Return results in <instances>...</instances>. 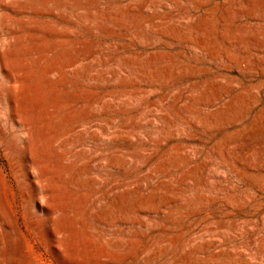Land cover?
Here are the masks:
<instances>
[{
    "label": "rangeland",
    "instance_id": "obj_1",
    "mask_svg": "<svg viewBox=\"0 0 264 264\" xmlns=\"http://www.w3.org/2000/svg\"><path fill=\"white\" fill-rule=\"evenodd\" d=\"M0 264H264V0H0Z\"/></svg>",
    "mask_w": 264,
    "mask_h": 264
}]
</instances>
